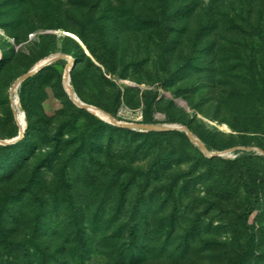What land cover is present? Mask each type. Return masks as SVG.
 Returning a JSON list of instances; mask_svg holds the SVG:
<instances>
[{
  "label": "rangeland",
  "instance_id": "374dc122",
  "mask_svg": "<svg viewBox=\"0 0 264 264\" xmlns=\"http://www.w3.org/2000/svg\"><path fill=\"white\" fill-rule=\"evenodd\" d=\"M53 55L72 58L76 97L119 122L186 127L211 151L264 150V100L239 96L237 77L264 76V0H0V140L23 132L16 148L0 149V264L6 243L13 264H41L42 252L56 264L59 248L80 264L74 224L111 211L120 166L116 179L149 172L147 204L134 216L146 219L145 264H238L246 233L236 217L250 203L237 177L245 153L253 157L242 174L259 193L245 264H264L263 155L210 158L179 135L105 127L69 97L66 60L17 87L16 115L12 86ZM101 258L93 249L85 264Z\"/></svg>",
  "mask_w": 264,
  "mask_h": 264
},
{
  "label": "trees",
  "instance_id": "16d2710c",
  "mask_svg": "<svg viewBox=\"0 0 264 264\" xmlns=\"http://www.w3.org/2000/svg\"><path fill=\"white\" fill-rule=\"evenodd\" d=\"M143 22L144 21H141V23ZM144 23H147V21H145ZM210 28L211 26H207L203 29V31H207L206 35L210 34ZM240 60H242V58H240L239 61ZM56 63L45 67L40 72L51 69L52 66ZM231 77L235 78L236 75H231ZM237 77H240L239 79H241L242 85L239 91L237 89L235 90L238 91L239 96H242V93L239 92H246L247 94H253L254 98L256 99L264 100V76L262 74H259L258 77H255V75L253 74H250L249 76L248 74H242ZM258 78L263 79L262 84L258 83ZM34 79L35 75L27 79L26 82ZM232 87L234 89L236 88V85L233 84ZM260 109L262 115L260 121L261 124L264 125V103L263 105H260ZM96 121L99 124L108 127L118 133L130 134L133 137L144 136L147 139H151L162 138L167 135H179L187 142L190 141L187 135L183 132L170 131L137 133L122 127L108 125L104 123V121H100L98 119H96ZM18 144H20V142L14 145L0 146V149L13 150L14 148H16V146H18ZM142 148L143 146H139L137 149H135L136 153H141ZM150 149L152 150V147ZM156 152H158V150ZM78 156H81L80 158L83 159V162L88 163L85 156ZM252 157L253 153H245L242 158L238 159V161L241 163V167L246 164V162ZM78 163L79 160L77 158L69 160V166L71 168H75ZM241 167L237 171V177L239 182L242 183L246 188L247 194L250 198L249 205L236 217V220L239 222L246 233V242L244 245L243 253L239 258L238 264H245L246 256L249 254L255 242L254 229L249 225L248 221L250 216L259 208V193L257 189L250 186V184L246 182L242 174ZM104 174L106 175L107 173ZM117 174L120 176H122V174L124 175V171L122 170L121 166L119 168V171H117L116 174L110 179L111 188L117 189L116 199L112 203H109L111 211L107 212L106 214L100 213L99 215H96V217H92L91 219L88 218L87 223L86 221H82V223L75 222L74 224L76 231V243L73 247L76 253L74 260L79 262L81 261L80 264L86 263V260L90 257L91 251L93 249L95 250V252L97 251V254L102 256L101 259L105 262V264H145L149 259L145 242L148 240V235L146 233L147 226L145 223L146 219L142 220L134 217L138 213V210L147 204L144 202L146 201L148 195L147 190L149 187V172L144 173L139 170L134 171L132 172V175L130 173V177L128 180L122 179V177L120 176L118 179H116L115 177L117 176ZM64 192L66 195V191ZM131 193H133L134 199L131 204H128L127 201ZM3 241H7L6 234L3 235ZM102 248L104 250L101 253ZM12 253L13 252L11 246L9 245V243H6L4 247V254L8 258L7 264H13L9 260ZM61 256H63L65 260ZM65 257L66 255L64 251L62 250V248H59L53 256L54 263L68 264ZM40 259L41 264H48V260L43 252L41 253Z\"/></svg>",
  "mask_w": 264,
  "mask_h": 264
},
{
  "label": "water",
  "instance_id": "95a60500",
  "mask_svg": "<svg viewBox=\"0 0 264 264\" xmlns=\"http://www.w3.org/2000/svg\"><path fill=\"white\" fill-rule=\"evenodd\" d=\"M71 57L67 55H54L53 57L49 58L47 61H45L43 64L36 66L33 70L29 71L28 73L22 75L12 86L10 90V98H11V104L12 108L15 112V102L16 99L19 102V98L17 96H13L16 92L17 87L26 81L27 79L33 77L38 72H40L45 67H48L56 62L66 60L67 66L65 69V75H64V85L68 92L69 97L73 101L74 104L80 106L81 108L87 110L88 112H91L93 110H96L98 108L93 107L91 105L85 104L81 101H79L73 91V88L70 85V72H69V64L71 63ZM16 98V99H15ZM103 114L107 115L109 120H104L102 118H99L100 120L111 124L113 126L122 127L125 129H129L132 131H138V132H170V131H180L187 135L188 139L192 144L199 147L200 151L206 156V157H224V156H235L236 152L238 151H244V152H256L257 154L264 156V150L260 148H254V147H233L231 149H227L224 151H211L207 148V146L199 140L197 137L193 135V133L186 127H180V126H165V125H158V124H145V123H125V122H119L115 120L110 114L106 113L105 111L98 109ZM16 113V112H15ZM17 115V113H16ZM23 138V132L20 131L19 136L12 138L10 140H0V145L2 146H8V145H14L18 143Z\"/></svg>",
  "mask_w": 264,
  "mask_h": 264
},
{
  "label": "bare ground",
  "instance_id": "6f19581e",
  "mask_svg": "<svg viewBox=\"0 0 264 264\" xmlns=\"http://www.w3.org/2000/svg\"><path fill=\"white\" fill-rule=\"evenodd\" d=\"M66 34V36H68V37H70V38H72L73 40H75L76 42H78V43H81L80 42V40L77 38V36H75L74 34H72V33H70V32H65ZM54 56V55H53ZM53 56H51V57H53ZM51 57H46V58H44V59H42L41 61H39L38 63H37V65L36 66H39V65H41V64H43L45 61H47L49 58H51ZM71 63L69 64V72H71V70L73 69V67H74V65H73V60L71 59V61H70ZM16 99V98H15ZM78 99V98H77ZM79 100V99H78ZM80 101V100H79ZM15 107H18V103L17 102H15ZM92 114H94V115H96V116H99V117H101V118H104V119H109L108 117H107V115H105V114H103L101 111H99L98 109H96V110H93L92 111ZM18 119H19V121H20V126L21 125H24L25 124V121H24V119H23V115H22V113H19L18 114ZM19 123V122H18ZM23 130V129H22Z\"/></svg>",
  "mask_w": 264,
  "mask_h": 264
}]
</instances>
